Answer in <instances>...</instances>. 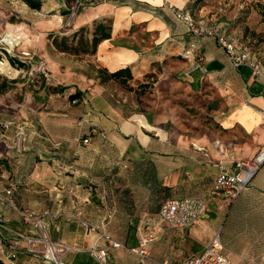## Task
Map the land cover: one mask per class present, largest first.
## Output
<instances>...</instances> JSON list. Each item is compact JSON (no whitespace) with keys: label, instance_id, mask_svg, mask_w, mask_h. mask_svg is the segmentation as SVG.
Returning <instances> with one entry per match:
<instances>
[{"label":"crops","instance_id":"obj_1","mask_svg":"<svg viewBox=\"0 0 264 264\" xmlns=\"http://www.w3.org/2000/svg\"><path fill=\"white\" fill-rule=\"evenodd\" d=\"M39 1V9L26 0L14 4L12 15L23 22L7 29L25 34L52 79L38 90L0 94V237L34 233L21 216L31 211L43 219L53 241L73 249L63 256L67 264H99L89 249L106 243L83 222L119 241L115 226L131 220L146 225L148 214L157 219L151 195L162 193L166 201L202 196L210 209L188 228L166 229L148 245L147 259L136 254L137 264H180L208 246L220 223L219 238L233 264H263L264 164L233 202L213 189L217 176L232 172L236 160L264 149V76L235 68L213 39L193 38L169 5L188 9L196 20L250 47L264 64V0H86L72 27L67 0ZM105 35L94 46V37ZM192 41L198 46L195 57L186 58ZM127 67L134 90L107 77ZM99 72H105L106 82H100ZM251 85L257 94H251ZM139 86L156 97L142 112L133 99ZM76 92L83 96L74 103L70 96ZM120 98L129 105L122 106ZM8 121L13 126L1 129ZM25 124L19 152L16 139ZM150 167L159 184L156 195ZM131 195L140 211L131 205ZM209 211L215 217L210 219ZM24 246L18 262L45 264ZM111 256V264H131L125 247L111 249Z\"/></svg>","mask_w":264,"mask_h":264},{"label":"built area","instance_id":"obj_2","mask_svg":"<svg viewBox=\"0 0 264 264\" xmlns=\"http://www.w3.org/2000/svg\"><path fill=\"white\" fill-rule=\"evenodd\" d=\"M13 1L19 3L21 0ZM81 6L83 7V0H75L71 7L72 14L79 12ZM169 8L175 12L179 20L185 23L188 32L193 38H211L215 40L229 55L235 68L245 67L251 70L254 76H264V64L259 53L253 51L250 47L229 40L220 30L208 27L204 22L196 20L184 9L178 8L172 4L169 5ZM16 44L17 42L15 45ZM15 45L9 42L8 36L1 39L0 55H3L4 59L8 60L9 66L15 67L13 70L19 73V68L13 65L12 61L8 58L14 57L16 59L11 50ZM197 47V43L192 41L185 50L184 56L186 58H194ZM18 58L21 59V57ZM1 61L2 60H0V64L2 63ZM20 61L25 62L27 66H29V68H27V75L32 76L34 73L45 74L44 72L47 68L45 61L35 63L36 61H33L32 58H27V61ZM34 63L36 65H34ZM82 123L83 121H80L79 126ZM12 126L13 123L8 121L4 122L1 128L7 130ZM18 131L19 134L16 139L18 144L17 149L19 152H22V147L27 137L23 127L19 128ZM99 134L101 137H106V133L104 132ZM84 142L87 143L88 140L85 139ZM263 164L264 149L253 158L236 160L232 172L224 171L217 176L214 182V193L223 197L228 202H233L251 184L253 178L259 172ZM6 194H10V191H6ZM1 198L3 197L0 194V199ZM58 202L62 203V200H58ZM208 210V202L205 198L201 197H185L165 202L158 212L159 227L142 237L139 241V245L131 248L130 251L137 254L141 259H147L149 257L148 245L157 241L166 229L188 228L195 224ZM49 214L48 211L45 213V215ZM21 216L26 222L35 220L34 226L38 229L39 233L35 235L17 233L11 240H5L0 237V258L3 259L6 264H19L17 258L23 245H25L26 252L40 258L45 264H67L62 255L71 251V248L61 243H55L50 238L43 219L37 214L23 210L21 211ZM83 226L89 232H93L99 236L97 241L104 240L108 245L98 247L96 244L95 247L91 249V254L99 264H110L112 261L111 249L121 248L122 244L117 242L106 230L99 232L96 227L86 222H83ZM165 264L168 263L166 262ZM180 264H233V262L229 255L224 252V246L217 234L200 254Z\"/></svg>","mask_w":264,"mask_h":264},{"label":"rangeland","instance_id":"obj_3","mask_svg":"<svg viewBox=\"0 0 264 264\" xmlns=\"http://www.w3.org/2000/svg\"><path fill=\"white\" fill-rule=\"evenodd\" d=\"M14 4H17V3L14 2L13 0H0V40L7 37L10 34L11 35L13 34L14 37L18 38V41H17V44L14 46V48H11V50L14 53L17 60L20 59L18 57H21L20 60H23V61H27V58H32L33 61H36L35 63H37L39 61H44V58H42V56L40 54L33 52V50L31 49L30 45L27 42L28 41L27 37L25 36V34L23 35L22 31H20L19 33L7 31L10 24L17 25V24H21L23 22L20 18H17L15 14L12 15V13H13L12 12V6ZM85 5H86V0H83V7L81 6V9L79 10V12L74 13V14H72V10H71L72 5L68 7L69 8L68 10L71 13V14L69 13L67 15V24L69 25V27L73 26L76 17L80 14V12L82 10H84ZM2 45H5V44H2ZM1 56L3 57L1 64H4L5 62L8 63V60L4 59L3 55H1ZM35 63H34V65H36ZM8 65H10V64L8 63ZM11 68H12V70H10L11 72H3L0 69V84L4 80H6V82H7L4 90L2 92H0V94H6L7 92L14 90L15 88H23L24 92L27 90H31V89L38 90L39 87H43L47 82L51 81V79H52V73L48 67L46 68V71L44 72L45 74H41V73L35 74L34 73L32 76L27 75V69H22V68H19V73L16 76H14L12 74L15 72V70H13V68H15V67L11 66L10 69ZM12 71H13V73H12ZM99 77H100V79H99L100 82H102V83L106 82L107 79H106L105 72H99ZM20 93H21V91H20ZM16 96H19L20 102H24V100H26V98L24 97V94L23 95L19 94ZM7 98L9 99L10 96H8ZM123 99L120 98L121 105L122 106H123V104L129 105L128 99H126V102H123ZM133 99H134V102L136 104H138V106H139L137 109L138 112H142L140 110L144 111L150 105L154 104L156 97L154 94L150 95V93L149 94H142V93L137 92L136 94L133 95ZM132 110H136V109L132 108ZM23 119L25 120L26 118H23ZM19 121H22V120H19ZM21 127L25 128L27 126L25 124V125H21ZM26 133H27V131H26ZM152 196L153 195L150 196L149 205H152L154 207V209H158L157 210V212H158L160 209V206L163 204V202L166 201L164 199L165 195L160 193V194H157L156 197L153 199L151 198ZM130 202H131V205H133V208H135L139 211L143 208L142 206L140 208H138L139 204H137V202L134 201L133 195L130 196ZM208 214H209L208 217L210 219L215 217L214 212L209 211ZM158 220H159L158 216L156 219V216H154V214H148L146 217H144V221L146 222V225H144L142 222L135 223L134 220H131L127 226H115L114 227V229L116 231V235L119 236V239H120L119 241L118 240L117 241L121 242V244H122L121 248L125 247V249H127L129 254L132 256L131 264H137V263H139L138 261L141 260L135 253L130 251L131 248L135 247L133 245L134 239H137V240L139 239L138 238L139 232L146 233L148 231L147 233H149L151 231L156 230L160 225V222ZM30 222L32 223L31 225L33 226V229H34V233H30V235L38 234L39 233L38 229L34 226L35 220L29 221L28 223H30ZM148 222H154V223L149 226V225H147ZM222 225L223 224L220 223L218 228L217 229L215 228L216 234H218V235L222 234V232H221V226ZM162 235L159 239L162 238ZM139 241H140V239L138 240V242ZM55 243H58V242H55ZM106 246H108V245L106 244ZM92 248L93 247H91L89 249L90 252H91ZM72 250L73 249L71 248V251ZM69 252H66L65 254H67ZM65 254H63L62 256H64ZM110 264H111V262H110ZM113 264H115V263H113ZM240 264H244V263H240Z\"/></svg>","mask_w":264,"mask_h":264},{"label":"trees","instance_id":"obj_4","mask_svg":"<svg viewBox=\"0 0 264 264\" xmlns=\"http://www.w3.org/2000/svg\"><path fill=\"white\" fill-rule=\"evenodd\" d=\"M68 2H69V6H71V5H73L74 4V2H75V0H67ZM26 4L29 6V7H31L32 9H39L40 7H41V2L39 1V0H26ZM69 13H70V11H68ZM187 13H189V14H191V12L190 11H188V9H187V11H186ZM192 15V14H191ZM193 16V15H192ZM223 34V33H222ZM107 37H109V35H105V36H102V37H94V39H93V43H94V46H97L98 45V43L101 41V40H103V39H106ZM215 41V40H214ZM216 42V41H215ZM217 43V42H216ZM218 44V43H217ZM9 58V60H11L12 61V63H13V65H16L17 66V68H23V67H27V68H29V66H27V64L25 63V62H22V61H18L17 59H15L14 57H8ZM3 59V57L0 55V60H2ZM209 68H211L212 69V66H209ZM240 70H243V68H240ZM250 74H251V72H250ZM107 77H108V79H110V80H114V81H116V82H118L119 84H121L122 86H124L125 88H127L128 90H134L130 85H129V81L133 78V76H132V73H131V70H130V68H124V69H120V70H118V71H115V72H113V73H108L107 74ZM147 78L149 79V82L148 83H146V86H144V88H149L150 86H151V77H150V75H148L147 76ZM6 84H7V82H6V80H4L1 84H0V92H2L3 90H4V88H5V86H6ZM49 85V84H48ZM50 89H53V91L54 92H62V91H64L65 89H67V87H49ZM139 89H140V86L137 88V90H136V93L137 92H139V93H142V94H145V92H146V89H143V90H141V91H139ZM254 88H253V86L251 85L250 87H249V91L251 92V94H257V92H254V90H253ZM82 96H83V93H81V92H76V93H74V94H72L71 96H70V100L72 101V102H74V103H76L77 101H79V100H81L82 99ZM80 121H83L84 122V118H83V116L82 117H80ZM2 129V128H1ZM90 135H92V134H90ZM148 171H152V173H153V176L152 177H149V184L151 185V190H152V193L153 194H155L156 193V185H157V187L159 186V184H158V182H157V180H155V177H154V173H155V171H154V168L153 167H150L149 169H148ZM260 171V170H259ZM258 174V173H257ZM256 174V175H257ZM254 179V178H253ZM253 181V180H252ZM157 194V193H156ZM155 194V195H156ZM185 197H201V198H204V197H202V196H182V197H180V198H185ZM165 202H167V201H165ZM165 202H163V204L165 203ZM162 204V205H163ZM161 205V206H162ZM161 206H160V208H161ZM160 210V209H159ZM19 264H21L20 262H18ZM67 263V262H66ZM0 264H6V263H4V261L0 258ZM264 264V263H263Z\"/></svg>","mask_w":264,"mask_h":264},{"label":"bare ground","instance_id":"obj_5","mask_svg":"<svg viewBox=\"0 0 264 264\" xmlns=\"http://www.w3.org/2000/svg\"><path fill=\"white\" fill-rule=\"evenodd\" d=\"M18 38L14 37L13 34L11 35H8V40L9 42L12 43V45H15V43L18 41L17 40ZM0 69L3 71V72H11L10 70H12V68L10 69L9 65L7 62H5L4 64H0ZM13 73V71H12ZM18 74L17 71H15L12 75L16 76Z\"/></svg>","mask_w":264,"mask_h":264}]
</instances>
